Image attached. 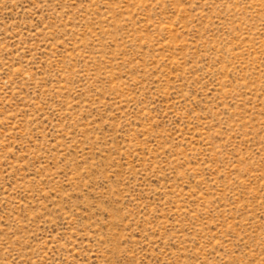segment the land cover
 Wrapping results in <instances>:
<instances>
[{
    "label": "rangeland",
    "instance_id": "rangeland-1",
    "mask_svg": "<svg viewBox=\"0 0 264 264\" xmlns=\"http://www.w3.org/2000/svg\"><path fill=\"white\" fill-rule=\"evenodd\" d=\"M0 264H264V0H0Z\"/></svg>",
    "mask_w": 264,
    "mask_h": 264
}]
</instances>
